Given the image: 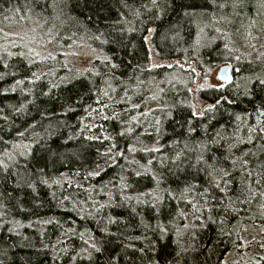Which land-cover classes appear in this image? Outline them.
I'll list each match as a JSON object with an SVG mask.
<instances>
[{"label":"trees","instance_id":"obj_1","mask_svg":"<svg viewBox=\"0 0 264 264\" xmlns=\"http://www.w3.org/2000/svg\"><path fill=\"white\" fill-rule=\"evenodd\" d=\"M263 10L0 0V25L57 52L0 51V264H221L243 224L264 225V55L238 49ZM78 45L102 53L57 62ZM228 60L239 79L197 85Z\"/></svg>","mask_w":264,"mask_h":264},{"label":"rangeland","instance_id":"obj_2","mask_svg":"<svg viewBox=\"0 0 264 264\" xmlns=\"http://www.w3.org/2000/svg\"><path fill=\"white\" fill-rule=\"evenodd\" d=\"M264 21V10L262 14L254 19L255 25L245 28L246 37L241 40L238 49L242 55L250 61H255L264 55V28L259 25ZM257 24V25H256ZM264 26V25H263ZM219 29V27H216ZM252 29L259 31L253 35ZM225 30V29H224ZM227 31V30H226ZM36 32L30 25L24 22L9 21L0 25V51L15 49L17 45L22 53L29 55L33 59H55L57 52L47 48L42 37H37ZM226 39L236 40V35L225 33ZM19 43V44H18ZM24 44V45H21ZM102 52L91 49L84 45H78L69 51H64L57 62L64 61L72 63L79 67H88L90 62L100 56ZM222 63H228L240 77V67L234 63V60L224 61L211 69L209 74L198 79L199 87L214 86L223 87L225 83L217 78V71ZM195 91V90H194ZM221 264H264V225L260 224H243L240 230L239 240L225 253Z\"/></svg>","mask_w":264,"mask_h":264},{"label":"water","instance_id":"obj_3","mask_svg":"<svg viewBox=\"0 0 264 264\" xmlns=\"http://www.w3.org/2000/svg\"><path fill=\"white\" fill-rule=\"evenodd\" d=\"M217 78L225 84H229L233 81L232 67L228 63H222L217 71Z\"/></svg>","mask_w":264,"mask_h":264},{"label":"snow or ice","instance_id":"obj_4","mask_svg":"<svg viewBox=\"0 0 264 264\" xmlns=\"http://www.w3.org/2000/svg\"><path fill=\"white\" fill-rule=\"evenodd\" d=\"M217 103H219V101H217ZM208 107L211 108L212 105H209ZM225 175H227V173H225ZM249 175H251V173H249ZM253 195H255V193H253ZM260 195H264V192L260 193ZM93 247H95V246L93 245Z\"/></svg>","mask_w":264,"mask_h":264}]
</instances>
